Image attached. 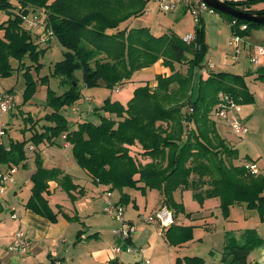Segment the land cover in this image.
Wrapping results in <instances>:
<instances>
[{
    "label": "trees",
    "instance_id": "16d2710c",
    "mask_svg": "<svg viewBox=\"0 0 264 264\" xmlns=\"http://www.w3.org/2000/svg\"><path fill=\"white\" fill-rule=\"evenodd\" d=\"M147 1L0 0V12L8 16L0 22V78L10 77L13 72L22 74L23 105L30 102L37 84L49 81L48 76L34 79V73L38 76L42 67L39 59L51 40L56 39L63 48V59L54 64L50 74L58 80L61 90L56 93L47 88L41 117L35 118L30 112L22 116L24 128L20 133L24 136L30 132L26 140L0 142V174L24 168L29 154H33L36 169L29 178L31 195L24 207L56 222L57 214L44 197L48 183L56 182L71 199L78 186L61 170L43 168L38 150L42 144L55 146L56 140L64 137L73 161L93 183L108 187L105 192H119L120 205L129 202L124 189L156 190L162 197L161 207H167L172 218L179 213L188 217L190 214H185L173 194L191 190L193 199L199 203L217 199L224 218L229 217L231 207L244 205L262 220L264 175L245 169L246 163L255 161L247 162L249 159L244 157L246 161L238 162L237 150L219 135L216 123L219 119L215 116L220 108L230 104L241 107L254 102L245 77L210 71L195 82V71L205 67L202 58L207 52L201 19L190 44L183 43L174 33L155 36L148 27L131 28L129 21L144 14ZM259 2L245 0L232 6L264 15V9L251 10ZM215 13L230 24L232 36L243 38L251 30L264 29L261 24ZM32 16L41 20L44 31L51 32L44 44L37 40L38 31L35 35L25 27V19ZM242 26L246 29H241ZM158 61L171 74L155 76L154 87L148 82L137 87L125 104L106 99L100 108L92 109L96 120H83L75 128L68 125L61 110L77 104L85 89L123 86L135 73ZM183 65L184 71L180 69ZM76 72H81L80 78ZM257 80L264 81V75H257ZM12 92L6 90L3 94ZM1 124L0 138L5 134ZM1 200L0 196V214ZM163 236L170 246L176 247L193 240V227L175 225L173 220ZM247 239L243 245L227 244L220 263L248 264L252 244L257 242L253 237ZM184 261L204 263L198 257H186ZM55 263L50 259V264ZM110 264L119 263L113 260Z\"/></svg>",
    "mask_w": 264,
    "mask_h": 264
},
{
    "label": "crops",
    "instance_id": "0c3cea01",
    "mask_svg": "<svg viewBox=\"0 0 264 264\" xmlns=\"http://www.w3.org/2000/svg\"><path fill=\"white\" fill-rule=\"evenodd\" d=\"M263 9L264 0L251 6L252 11ZM168 13H173L174 20L182 21L181 23L179 21L181 25L186 24V30L182 34H178V37L188 33H195L197 23L193 21V18L186 10L181 9ZM200 19L204 27V41L211 54L212 51L221 52L227 45H230L229 43L232 38L231 28L230 24L223 17L217 13H205ZM163 24L167 23L162 21L156 25L148 23L144 27H148L150 33L155 36L171 33V31L163 27ZM129 26L131 28L139 27L134 24L133 20L129 21ZM154 26L158 28L156 30L158 32L157 34H154ZM259 47H264V29L262 28L251 30L248 36L242 38V52L237 60H233L232 56L228 57L231 55L230 52L233 54L232 48H230V52L225 49V51H222V54L226 52L224 55L225 59L222 62L218 61L217 66L226 68V61L230 59V63L233 64L230 67L237 69L235 74L245 77V82L249 89L248 79L256 82L259 81L257 80V75H264V57L259 59L255 67H252V63L250 62L251 56ZM208 61L212 62L211 59ZM213 66L212 63L208 67L205 65L202 70L197 69L195 71V82L200 75L206 77L208 72L213 71ZM170 74V70L163 67L161 61H158L153 66L135 73L127 84L132 85L133 93L137 87L143 86L147 82L151 87H154L156 85L154 80L155 76H169ZM88 91H86V95L84 96L88 100L85 103L82 102L84 106L78 102L72 108V112L77 115L75 123L72 124L73 128L76 127L78 122L83 120L89 119L94 121L93 108L90 106V103L94 101V96L91 92V94H88ZM250 92L255 97V92ZM243 122L246 126L244 117ZM222 124L220 122V125ZM217 130L219 135L230 146L229 140L222 135L225 132L222 131L221 127L219 128L218 123ZM60 141L63 142L61 148L70 149V146L62 138H60ZM43 147L49 149L54 146H45L42 144L38 150L40 156L42 152L40 148ZM234 149L237 150L239 157H246L252 160L247 153L244 152L240 155L238 149ZM66 163L68 167L61 171L71 177L73 184L77 185L78 189L72 192L74 199H71L56 182L52 181L48 183V191L44 194V197L48 201L51 210L57 214L56 222L54 223L26 210L24 207L31 195L32 184L29 178L36 169L34 168L32 170V167H35L33 158H29L26 161L24 168H18L16 170L17 173L20 170L22 171L20 178L1 196L3 212L5 211V214L3 212L0 214V242L4 244L3 249L0 247V264H50V259L55 260V264H110L113 260L119 264H186L184 259L189 257L186 248L191 241L172 247L165 241L163 236L167 228L164 229L158 224H148L143 221V218L153 215L162 206L161 194L156 190L149 189H146L144 192L137 190V192L143 195L141 198L131 195L130 189L123 190V193L129 197L128 204L122 205L124 207V220L135 228V232L130 236L129 240V245L135 252L114 254L112 247L116 243V239L112 232L119 224L112 217L105 214L107 200V192L105 191L108 190V187L93 183L83 170L78 176L70 174L68 170L70 169L72 161L66 158ZM42 166L45 169H57L56 166L50 168L44 167L43 164ZM259 173L264 175V167L260 169ZM81 180L84 181L80 183ZM79 190L82 192L80 193ZM26 191L27 193H25ZM176 192H181V190ZM176 192L173 194V198ZM108 193L111 194L110 199L118 204L121 194L117 191H110ZM143 198H146L143 200L144 202H142ZM174 200L182 204L176 198ZM215 201L218 200L215 199ZM217 207L219 208V201ZM205 209L202 213H199V211L194 213L185 212V214H190L188 217L180 213L173 215L174 224L178 226H192L194 236L195 228L204 227L202 224L209 222L210 218L212 219L216 215L215 211L217 209L215 211ZM11 216H15V219ZM244 219L248 220L247 218ZM263 222L264 218L262 220L259 218V224L262 225ZM210 226L211 224L209 223L206 230ZM254 228L251 230L254 234L253 238L257 242L254 244L259 245L263 240V235H259V232L256 230L258 228L257 222ZM16 230L24 232L31 242L30 249L25 254H19L9 250L11 236ZM254 230L257 234H255ZM79 232H81L80 236H78ZM245 243L246 241L241 243V245ZM257 252L263 256L258 257L256 254V257L251 258L250 252L247 258L248 264H264V246L257 249Z\"/></svg>",
    "mask_w": 264,
    "mask_h": 264
},
{
    "label": "rangeland",
    "instance_id": "374dc122",
    "mask_svg": "<svg viewBox=\"0 0 264 264\" xmlns=\"http://www.w3.org/2000/svg\"><path fill=\"white\" fill-rule=\"evenodd\" d=\"M158 5L159 2L157 0H148L143 8L145 11L144 14L138 18H133L130 21L133 20L134 24L138 25L139 27H144L148 23L156 25L160 21H162L167 23L163 24V27L171 31V33L175 32V35L182 34L184 30H186V24L181 25L180 23L182 21L174 20L175 17L173 13L160 11ZM6 18H8V16L5 15L4 12H0V22L5 20ZM154 29V34H157V26H154ZM33 34L38 35L36 33V30H33ZM230 48V45H227L225 49L226 51L230 52ZM225 49L221 50V52L212 51V54L207 49L208 52H205V54H203L202 63L207 67L213 63L214 72H227L235 74V71H237V69L230 67V65L233 66V64L230 63V59L226 61V68L217 66L218 61L222 62L225 59L224 55L226 52L222 54V51H225ZM62 53L63 48L57 43L56 39L53 38L51 40L50 47L45 50L44 54L39 59V63L42 67L39 71L38 76L34 73V79L48 76L49 81L44 85L37 84V89L34 96L31 98L30 102L25 105H23L22 103V93L24 92L25 86L22 74L13 72V75L10 77L4 79L0 78V93L3 94V92H5L6 90H12L13 92L11 93V95L15 98L10 111L3 117L0 116V123L2 122V128L5 129V134L0 138V142L6 144L8 139L20 141L23 139L26 140L27 137L30 136V132H27L24 136L20 133L24 128L22 116L27 112H30V114L35 118L41 117L44 114L42 105L46 100L47 88H50L56 93L60 92L61 88L59 89L58 80L56 78H52L50 74L52 72L54 64L63 59ZM230 54L231 55H229L228 57L232 56V52H230ZM209 59H211L212 62H209ZM25 63L29 64V61L25 60ZM251 66L255 67V65L253 64H251ZM180 69L184 71L185 65L181 66ZM80 75L81 72H76L77 78H80ZM247 82L250 91L255 92L254 102L250 105H243L241 107H238V116L241 119H243L244 117L246 122V135L237 136L230 131L228 120H230L233 116L232 110L227 113V118L225 120H216L217 118H213L216 120V123L219 124V128L221 127L222 131L225 132L222 135L226 137L227 140H229L228 142L231 148H237L240 152V155H242L244 152L247 153V155L252 158V160L249 159V161L247 162L255 161V163H251L255 165V171L260 172V169L264 167V81L259 80L253 82L248 79ZM87 90H89L88 94L92 93L94 96V101L90 103V106L95 109L100 108L106 99H109L111 101H118L121 104H125L132 95L133 87L132 85L127 84L125 86L114 87L113 89H108L105 87L85 89L84 96L86 95ZM85 101L86 97L81 98V100L79 101L80 105L84 106L83 103H85ZM72 108L73 106H70L61 110V113L66 117L69 126H73L72 124L75 123L77 119V115L72 112ZM93 119L96 120V118ZM220 122H222V125H224L225 127L220 125ZM62 144L63 142H61L60 139H57L56 145L53 148H40V151L42 150L40 156L42 164L44 165V167L50 168L56 166L57 169L60 167L59 170H64L66 167H68L66 158H69L72 161L70 169L68 170L69 173L74 176L80 175L82 169L73 161L70 149L61 148ZM46 145L47 144H45V146ZM132 151H134V149H132ZM29 158L32 159L33 154H29L28 159ZM238 159V162L247 160L243 159L241 156ZM34 168L35 167L33 166L32 170H34ZM21 172L22 171L20 170L14 175L15 182L20 178ZM82 181L84 180H81L80 183H82ZM130 192L131 195L138 196V198H141V196H143L141 193L137 192V190L134 189H130ZM25 193H27V191ZM146 198H143L142 202H144L143 200H145ZM174 198H176L179 202H182L184 212L194 213L196 211H199V213H202L206 210L205 208H207V210L210 209L211 211H215L217 209V211H215L216 215L214 217L212 216L213 218H210L209 222H202V225L204 227L195 228L193 236L194 239L190 243H188L186 248L187 255H189L190 258L198 257L203 260V264H221L220 258L224 247L229 243L241 245V243H244L248 240L247 237L251 239L254 236L251 230L255 229L254 227L256 222L258 224V228L256 230L259 232V235H263V240L261 239L262 241L259 245L252 244L251 258L256 257V254L258 255V257L263 256L259 254V252H257V249L264 246V222L262 223V225L259 224V217L255 211L247 210L244 205L234 206L230 208L229 217L224 218L220 214V209L217 207L218 201H215V199H207V202L205 201L199 203L195 199H193L191 190L176 192ZM3 214H5V211L3 212ZM248 215L249 217H247ZM11 217L15 219V216ZM244 218H247L248 220H245ZM209 223L211 224V226L208 230H206ZM255 234H257L256 231ZM3 246V242H0V247L2 249Z\"/></svg>",
    "mask_w": 264,
    "mask_h": 264
},
{
    "label": "built area",
    "instance_id": "2783aa9c",
    "mask_svg": "<svg viewBox=\"0 0 264 264\" xmlns=\"http://www.w3.org/2000/svg\"><path fill=\"white\" fill-rule=\"evenodd\" d=\"M159 2V9L163 12H174L177 10L184 9L187 13L193 18L195 23L202 17L205 13H215L213 9L205 5L200 0H157ZM220 2L227 3L229 5L236 4L240 0H218ZM25 27L28 30H36L40 33L38 37V42L44 44L49 37H51V32L44 31L41 20L32 16L25 19ZM241 29L245 30L246 26H242ZM40 30V31H39ZM181 41L185 44H190L194 41L195 36L192 33L185 34L180 37ZM242 38L238 36H232L230 41V46L233 50L232 59L237 60L242 52L241 49ZM264 57V47H259L256 49V52L251 56L250 62L253 65H257L259 59ZM15 98L11 94H3L0 97V116L7 114L12 108ZM88 100V98H86ZM238 107L235 104H230L225 108H220L215 116L220 120H225L227 118V113L232 110V118L228 120V126L230 131L237 136L246 135L247 129L241 119L238 116ZM3 124H1V127ZM2 133L0 132V135ZM64 139V137H62ZM33 148L30 147V151ZM245 169L250 171L252 174H260L255 171V165L252 163H246L244 165ZM16 169H11L0 174V196L4 195L9 187L14 185V175ZM111 194L106 193V205H105V214L112 217L115 221L118 222L119 226L113 230V236L116 239V243L112 247V252L114 254H119L121 252L125 253H134L135 250L129 245L130 236L135 232V228L132 225H129L124 220V208L122 205L114 203L110 199ZM143 221L148 224H158L161 228H168L173 224L172 212L165 206L159 208L153 215H150L146 218H143ZM31 246L30 240L24 234V232L17 230L11 236V243L9 250L19 254H25Z\"/></svg>",
    "mask_w": 264,
    "mask_h": 264
},
{
    "label": "water",
    "instance_id": "95a60500",
    "mask_svg": "<svg viewBox=\"0 0 264 264\" xmlns=\"http://www.w3.org/2000/svg\"><path fill=\"white\" fill-rule=\"evenodd\" d=\"M205 5L213 9L215 12H219L233 18L244 20L250 23H256L264 25V15H258L250 12H243L235 9L232 5H229L218 0H200Z\"/></svg>",
    "mask_w": 264,
    "mask_h": 264
}]
</instances>
